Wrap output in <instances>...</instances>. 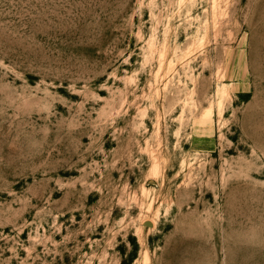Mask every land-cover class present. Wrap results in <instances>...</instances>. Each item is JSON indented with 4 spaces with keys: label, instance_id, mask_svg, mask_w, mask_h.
I'll list each match as a JSON object with an SVG mask.
<instances>
[{
    "label": "rangeland",
    "instance_id": "374dc122",
    "mask_svg": "<svg viewBox=\"0 0 264 264\" xmlns=\"http://www.w3.org/2000/svg\"><path fill=\"white\" fill-rule=\"evenodd\" d=\"M0 264H264V0H0Z\"/></svg>",
    "mask_w": 264,
    "mask_h": 264
},
{
    "label": "bare ground",
    "instance_id": "6f19581e",
    "mask_svg": "<svg viewBox=\"0 0 264 264\" xmlns=\"http://www.w3.org/2000/svg\"><path fill=\"white\" fill-rule=\"evenodd\" d=\"M210 113V112H209ZM210 114L206 113V115L204 116V118H208ZM144 222V221H143Z\"/></svg>",
    "mask_w": 264,
    "mask_h": 264
}]
</instances>
